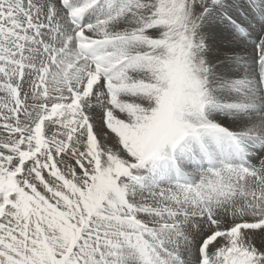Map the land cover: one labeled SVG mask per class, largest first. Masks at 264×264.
Wrapping results in <instances>:
<instances>
[{
	"label": "snow or ice",
	"instance_id": "snow-or-ice-1",
	"mask_svg": "<svg viewBox=\"0 0 264 264\" xmlns=\"http://www.w3.org/2000/svg\"><path fill=\"white\" fill-rule=\"evenodd\" d=\"M0 264H264V0H0Z\"/></svg>",
	"mask_w": 264,
	"mask_h": 264
}]
</instances>
